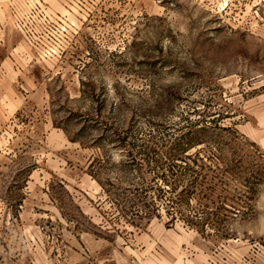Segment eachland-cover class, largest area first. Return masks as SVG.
Returning <instances> with one entry per match:
<instances>
[{
  "label": "rangeland",
  "instance_id": "1",
  "mask_svg": "<svg viewBox=\"0 0 264 264\" xmlns=\"http://www.w3.org/2000/svg\"><path fill=\"white\" fill-rule=\"evenodd\" d=\"M0 264H264V0H18Z\"/></svg>",
  "mask_w": 264,
  "mask_h": 264
},
{
  "label": "crops",
  "instance_id": "2",
  "mask_svg": "<svg viewBox=\"0 0 264 264\" xmlns=\"http://www.w3.org/2000/svg\"><path fill=\"white\" fill-rule=\"evenodd\" d=\"M18 0H0V117L3 111L9 112L15 103V77L19 66L27 65V53L19 46V33L14 27L12 6Z\"/></svg>",
  "mask_w": 264,
  "mask_h": 264
}]
</instances>
